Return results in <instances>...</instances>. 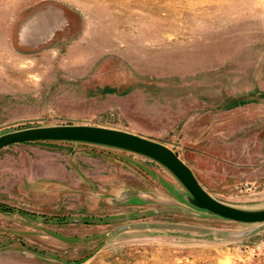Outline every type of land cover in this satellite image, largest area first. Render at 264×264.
<instances>
[{"label":"rangeland","instance_id":"374dc122","mask_svg":"<svg viewBox=\"0 0 264 264\" xmlns=\"http://www.w3.org/2000/svg\"><path fill=\"white\" fill-rule=\"evenodd\" d=\"M116 128L213 198L264 206V0H0V134ZM117 148H0V264H264V222L195 209Z\"/></svg>","mask_w":264,"mask_h":264},{"label":"water","instance_id":"95a60500","mask_svg":"<svg viewBox=\"0 0 264 264\" xmlns=\"http://www.w3.org/2000/svg\"><path fill=\"white\" fill-rule=\"evenodd\" d=\"M33 141H71L117 148L146 157L165 168L184 190L183 200L195 209L216 216L254 225L235 232L245 235L264 222V206H234L210 196L199 184L190 168L167 146L128 131L85 124L35 126L0 134V148Z\"/></svg>","mask_w":264,"mask_h":264}]
</instances>
